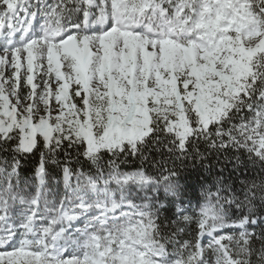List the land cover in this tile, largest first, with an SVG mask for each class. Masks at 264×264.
I'll return each mask as SVG.
<instances>
[{"label": "snow or ice", "instance_id": "snow-or-ice-1", "mask_svg": "<svg viewBox=\"0 0 264 264\" xmlns=\"http://www.w3.org/2000/svg\"><path fill=\"white\" fill-rule=\"evenodd\" d=\"M0 264H264V0H0Z\"/></svg>", "mask_w": 264, "mask_h": 264}, {"label": "trees", "instance_id": "trees-1", "mask_svg": "<svg viewBox=\"0 0 264 264\" xmlns=\"http://www.w3.org/2000/svg\"><path fill=\"white\" fill-rule=\"evenodd\" d=\"M26 168L33 167L31 161L25 165ZM31 175V173H27ZM227 175V173H225ZM207 178V179H206ZM213 176L208 171L199 166V162L193 163L191 160L187 161L180 171V183L185 187V206L190 205L192 208L196 207L198 201H203L204 188L211 185ZM237 186H239L237 182ZM215 191V189H212Z\"/></svg>", "mask_w": 264, "mask_h": 264}, {"label": "rangeland", "instance_id": "rangeland-1", "mask_svg": "<svg viewBox=\"0 0 264 264\" xmlns=\"http://www.w3.org/2000/svg\"><path fill=\"white\" fill-rule=\"evenodd\" d=\"M60 188H61V191H62V185L60 186ZM79 226V225H78Z\"/></svg>", "mask_w": 264, "mask_h": 264}]
</instances>
